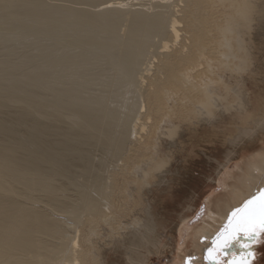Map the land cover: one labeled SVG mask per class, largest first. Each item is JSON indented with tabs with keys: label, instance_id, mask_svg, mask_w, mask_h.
I'll list each match as a JSON object with an SVG mask.
<instances>
[{
	"label": "bare ground",
	"instance_id": "6f19581e",
	"mask_svg": "<svg viewBox=\"0 0 264 264\" xmlns=\"http://www.w3.org/2000/svg\"><path fill=\"white\" fill-rule=\"evenodd\" d=\"M47 1L0 0V264H149L163 252L158 227L116 217L115 202L130 195L136 160L150 158L130 178L159 165L158 151H146L155 135L177 128L163 150L177 151L187 131L223 147V191L207 198L208 217L190 236L205 251L264 187V0H76L98 3L91 12ZM128 75L145 86L142 103ZM132 102L144 110L127 122L137 137L127 147ZM144 119L153 122L142 138ZM169 168L163 185L175 179ZM109 244L120 260L99 252Z\"/></svg>",
	"mask_w": 264,
	"mask_h": 264
},
{
	"label": "rangeland",
	"instance_id": "374dc122",
	"mask_svg": "<svg viewBox=\"0 0 264 264\" xmlns=\"http://www.w3.org/2000/svg\"><path fill=\"white\" fill-rule=\"evenodd\" d=\"M51 1L48 0L47 2L56 5L58 3V6L60 5L65 6L68 4V6L71 5V7H73L74 9L84 10V11L87 8V10H89L90 12H91L90 9H92L93 11L95 10V8L96 9L98 8L97 6L98 3L97 5H95L94 4L95 2L86 3L87 4L86 5L84 3H79L76 0L75 1L73 0L72 2L71 0H66L68 3L63 2L65 0H61L62 3L60 2V0L59 1L53 0L54 2ZM184 1L185 0H182L180 4H184ZM91 3L96 7L92 6ZM81 4H83V6ZM119 20L123 22H119L118 24ZM119 20L117 21V25H116L118 27L117 30L122 29L121 26L124 27V20L122 19ZM130 23H127V26L129 28L132 25ZM119 25H121L120 28ZM118 31L121 32V30ZM147 53H145L144 55L145 57H143L144 60L142 59L138 64L139 66H137L140 68V70L143 67V64H141V62L144 63L145 60L149 58V56H151L149 55V52ZM153 66L157 67L158 65L157 63H154ZM139 68H137V70ZM133 70L132 72L131 71L128 72V74H133L135 71H137L136 69L135 71ZM140 70H138L137 72H139ZM132 76L133 75L129 77H131V79L134 81V78H132ZM133 81L129 87L130 89L131 88L133 89L136 86V83L138 82L137 80H135L136 83L134 86ZM139 83H137L136 89L138 90L141 89L140 91L135 89L133 91L134 93H132V89L131 90L129 89L130 92L132 93L129 95H131L132 100L135 98L134 101H136V103H138L139 101L142 103V100H144L142 98H144L145 96V91H144L145 86L141 87ZM134 94L137 95L134 96ZM137 99L138 100L141 99V100L138 101ZM133 103L134 102H132V106L134 108L135 107L137 108L138 106L137 109H139V111L135 108V111L132 110L131 112L130 110L133 109V107L130 104V107H128L129 114L127 113L126 115V118L128 117L127 118L128 120L126 119V123L128 121L129 123H132L134 121L133 117L137 118V113L144 110L141 109L142 108L141 103L137 105L135 103V106ZM133 114L134 115L136 114V116H134ZM154 115L156 114L153 113L152 116L154 117ZM164 117L165 119L167 118L166 116ZM263 118H264V111H263V115L259 117V120H262ZM150 120L144 119L142 121L144 122V125L141 126V130H142L141 133L138 131L139 136H141L140 134H142L143 131L146 135L149 126L153 122V120L152 121ZM129 123L125 124L127 125L128 128H127V134H125L124 136L125 138L127 137L128 140L127 139L124 140L123 137V141H124L123 143L127 147L133 145L134 143H130V142H135V139L137 138L136 136L134 138L130 137L132 131L131 125L133 124H129ZM160 123H162V121ZM137 128L140 129V126H138ZM181 131L182 129L177 128L175 130H170L169 132H167L166 136L160 133H158L159 135L156 134L154 143L151 144L146 151L151 150L152 154L158 151L156 154H154V157L157 156L156 158H159L156 159L157 161L159 160L158 161L159 165H157L158 163L156 164L158 167L155 168L156 165L154 164L155 162H153L154 169L153 167L149 168L148 166L147 167L148 169L146 170L144 169L140 171L138 170V173L136 172L133 173L134 176L132 177L133 178L132 179L130 178L132 175L130 173L134 172L135 169H139L140 167H143L146 164V161L150 160V158L145 160L143 159V160L135 161V164L131 167V170L129 169L130 171L129 176H127L129 178H127L126 176L124 177L127 178L124 181L128 180L124 182V184H127L128 187L127 190L130 195H128V197L124 196L123 200L121 199V201L119 200L120 198L116 200L115 203L118 204L117 205L118 215H116V217H126L125 218L127 220L126 222H130L131 225H137V227H141V229H144V227L147 225H150L149 227L153 229H157L158 227V234L160 235L161 245H164V247L162 248L163 252L162 254L160 253L151 254L149 264H173L174 256L176 255V246L179 241H180L179 244L183 245L185 251L184 256L181 260V264H264V187L261 190H256L257 194L255 196H252V201L251 199L250 200L247 199L246 202L245 200L242 202L243 204L242 203L239 204V206L237 207L238 209L234 211L229 221L224 222L220 226L219 230L216 232L217 235L216 236L214 235V237H212L209 240L208 244L206 245L205 251L203 252L198 251V253H195L196 249L191 243V237H190L191 231L193 230L194 227H197L203 221H205L206 217H208L209 199L207 203V198L211 197L213 194L215 195L216 193H221L223 191V189L219 187L217 180L218 177L217 162L218 159L219 161L223 159V151H222L223 147L221 148V145H218L219 143L218 144L213 143L214 144L213 146L208 142H205L207 145L202 144L204 143V141L200 140V136L197 137L199 139L188 138L187 134H189V131H187L185 135L189 141L186 138L184 143H186L187 141L186 143L187 145L182 143L183 144L182 147L177 149V151L175 150L176 152H178L177 153L178 155L175 153V151L170 150L172 149V147L169 150L164 147L165 150H163L162 149L163 148L162 146H164L163 144L166 143L168 144L171 141L177 139ZM145 135L142 134V138ZM160 135L165 137L162 138ZM190 140H192V142ZM127 142L128 144L130 143V145H128ZM159 142L161 143L162 146L160 145ZM159 145L161 147H158ZM199 147L202 148V150H200ZM181 148H184L185 150ZM166 149L168 150V152H166ZM162 151L165 152L163 153ZM246 153H248L247 150L238 152L239 157L240 155L243 156ZM125 154L123 155V157L125 156ZM157 154L160 156H158ZM136 164L137 166L135 167ZM168 168L169 170L176 172L174 174H171L172 175L171 177L175 179L174 180L171 179L168 185L167 184L163 185L160 182V176L161 173ZM233 169H234L233 164H231L229 171ZM174 175L175 177H173ZM129 179L131 180L129 181ZM132 180L134 183L133 182L131 183ZM165 186L167 188H165ZM190 205H192L191 210L189 209ZM182 214H186L187 219L184 222H181L180 225H178V227H176L177 223L179 222V217ZM149 217H152V219H150ZM156 219L158 221L155 223ZM99 252L108 253L109 254L108 261H111L110 257H112L113 260L116 259V257L112 256L113 252L111 250L110 244L107 245L106 247H103L101 250H99ZM199 256L202 257V261L200 260ZM116 260H120V259L117 258Z\"/></svg>",
	"mask_w": 264,
	"mask_h": 264
}]
</instances>
